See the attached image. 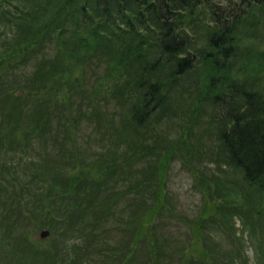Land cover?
Here are the masks:
<instances>
[{"label": "trees", "instance_id": "trees-1", "mask_svg": "<svg viewBox=\"0 0 264 264\" xmlns=\"http://www.w3.org/2000/svg\"><path fill=\"white\" fill-rule=\"evenodd\" d=\"M263 21L264 0H0V264H65L77 237L84 264H230L213 237L240 242L236 219L264 261ZM88 117L106 136L91 161L76 131ZM27 149L31 179L10 177L2 155ZM177 160L204 204L184 220L193 249L172 253L159 221ZM31 228L58 236L44 248Z\"/></svg>", "mask_w": 264, "mask_h": 264}, {"label": "rangeland", "instance_id": "rangeland-1", "mask_svg": "<svg viewBox=\"0 0 264 264\" xmlns=\"http://www.w3.org/2000/svg\"><path fill=\"white\" fill-rule=\"evenodd\" d=\"M253 41L255 44H258V46L264 48V21L262 27L258 31L257 39ZM4 47L3 40L0 38V51ZM48 55V57L55 56L56 49H49ZM79 103H81L80 99L74 98L73 116L76 115V110L78 109L77 105ZM101 107L102 109L106 110L109 116L116 118V123L118 122V109H116L114 104L109 103L107 107H105L104 103H101ZM88 110L91 112V108ZM57 117H59V115L52 117L51 125L53 129L58 127L59 123ZM175 121L176 119L173 120L172 125L169 121H164L162 125V129L166 132H171V136L173 137L180 132V128L176 127ZM168 125H171V127ZM76 131L77 144L83 148L81 150L87 161H91L98 153L103 150L101 149L103 146L101 139L106 137L104 135L105 130L99 128L98 117H88L87 119L85 118L78 123ZM148 142L154 143V140L151 139ZM105 145L108 146V149L113 148L111 140H107ZM58 147L59 146L57 145L56 148L59 149ZM51 150L52 149H48L43 157H47V155L51 153ZM38 153V149H27L26 156H23L20 152H13V154L8 153L7 155H2L1 160L2 162L4 161L8 166L10 177L18 176L21 177L22 180L26 181L29 178L31 179L33 173L31 163L37 161ZM204 164L205 165L203 167L198 166V168L202 170L207 167L210 174L219 171L217 165L214 163L207 161L204 162ZM168 171V201L166 202L165 210L170 211V213L166 212L161 221H159V233L162 235L161 240L163 239V241L169 245L168 249L172 251V253L175 252L176 247L182 244L184 245L187 252L193 249L194 237L191 234L189 227L185 224L184 220H193L198 217L204 204L202 196L203 194L198 188L200 187V184L196 178V171L188 169L179 160L175 161ZM13 191L17 192V189H14ZM235 224L239 229L237 236L240 239V242L239 240L233 241L232 239H228L223 235H215L213 240L215 245H217L218 253L223 255V253L229 254V252H232V254H229L230 264H264L263 257L257 251L254 242L249 239L248 231H245L244 225L241 224L238 219L235 220ZM42 231L44 230L31 228L29 237L32 241L39 242L44 248L52 246L58 235L48 230L50 231L49 237L43 239L41 237ZM82 244L83 238L77 237L67 240L65 247L61 245V247H64H62V253H64L66 256V261H64L65 264H77L79 261L84 264L87 261L85 258L86 255H84L83 251L82 253L78 254L76 250L73 249V247L76 245ZM76 248L77 247H75V249ZM233 251L235 252L233 253ZM238 251L241 253V256H237L239 255ZM186 252H184V254ZM77 255H84V257L77 259ZM178 262L179 258L176 257L172 259L170 264H177Z\"/></svg>", "mask_w": 264, "mask_h": 264}, {"label": "water", "instance_id": "water-1", "mask_svg": "<svg viewBox=\"0 0 264 264\" xmlns=\"http://www.w3.org/2000/svg\"><path fill=\"white\" fill-rule=\"evenodd\" d=\"M49 235H50V231H48V230H44V231H42V233H41V237H42L43 239L48 238Z\"/></svg>", "mask_w": 264, "mask_h": 264}]
</instances>
